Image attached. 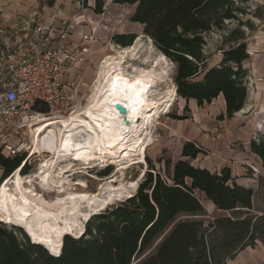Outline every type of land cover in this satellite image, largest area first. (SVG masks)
<instances>
[{"label":"trees","instance_id":"trees-1","mask_svg":"<svg viewBox=\"0 0 264 264\" xmlns=\"http://www.w3.org/2000/svg\"><path fill=\"white\" fill-rule=\"evenodd\" d=\"M83 1L85 6L87 0ZM244 1L114 3L135 6L130 21L141 25L143 34L175 64L177 97L202 107L222 96L225 113L219 119L223 120L241 111L246 102L245 39L224 50L219 65L208 67L205 35L237 20L243 13L237 5ZM102 8V0H95L93 12L99 15ZM134 39V35L113 37L121 47L130 46ZM249 149L264 170V137L251 139ZM205 154L194 143H185L180 160L173 165L165 162L164 177L147 161L149 169L135 193L91 217L80 237L65 235L57 257L32 243L20 228L8 230L0 222V264H226L257 242L264 245V215L251 212L253 191L238 186L227 168L211 173L190 163ZM23 159L0 154V184L19 168L26 173ZM201 197L223 215L208 219Z\"/></svg>","mask_w":264,"mask_h":264},{"label":"bare ground","instance_id":"bare-ground-1","mask_svg":"<svg viewBox=\"0 0 264 264\" xmlns=\"http://www.w3.org/2000/svg\"><path fill=\"white\" fill-rule=\"evenodd\" d=\"M139 44L137 39L104 59L82 113L63 119L39 117L35 121L30 155L47 152L51 158L42 162L34 178H22L19 168L0 184V222L21 228L33 243L47 247L56 257L65 235L80 237L84 220L113 200L131 197L128 189L137 188V183L131 182L130 187L112 189L105 197L67 192L45 201L34 185L39 181L46 188L63 190V184L68 182L65 176L76 173L74 163L89 169L104 162L122 160L126 164L133 157L143 156L149 128L163 104L168 106L170 100L164 102V97L155 91L165 81L166 57L159 53L155 63L150 62L146 69L138 67L133 63L138 60ZM144 63L148 65L149 61ZM173 94L177 96L175 85ZM114 103L122 104L126 115H120ZM261 124L257 126L260 130ZM81 205L84 210H79Z\"/></svg>","mask_w":264,"mask_h":264},{"label":"rangeland","instance_id":"rangeland-1","mask_svg":"<svg viewBox=\"0 0 264 264\" xmlns=\"http://www.w3.org/2000/svg\"><path fill=\"white\" fill-rule=\"evenodd\" d=\"M47 2L48 0H46L45 4ZM255 3L256 0H245L244 2L240 3L237 6L242 8L243 13L241 15L238 14L237 20L225 22V26L222 30H213L209 34L205 35V46L203 50L204 55L207 58L208 67L219 65L222 60V52L224 50L235 46L236 43H238L241 39L247 40L251 38V36L255 33L256 21L260 20L263 16L262 10L257 9L255 7ZM86 7L87 3L85 4L84 8L86 9ZM121 13H123L125 16L126 14H129L126 11ZM130 18L131 16L124 17V19L122 21L120 20V22H95L98 28L97 41L93 47V63L86 80L87 99L84 108L79 113L83 112L89 102L93 85L101 63L108 55H111L112 51H119L115 48H111L110 46L115 43L113 40L114 36L125 35L129 37L134 35L135 39L131 45H133L137 39L140 40L138 60L134 63L132 62L134 65L146 69L147 66L151 65L152 62L155 63V61L158 60V54L160 52L154 46L153 42L143 34V27L137 23L131 22ZM127 47L121 48L123 49ZM166 59L165 71H167H164L165 76L163 78V80L165 81H163V83H159L155 91L161 94L162 97H164V102L170 100V103L168 106L163 104L155 123L152 125V127L149 128L148 141L146 142L143 156H136L135 158L133 157V160L127 162L126 164H123L124 161L122 160H120V162L113 161L109 164L104 162V165L100 164L99 166L89 169L83 165L80 166V164L74 163V169H77L76 173L73 175L67 174L65 176L67 177L68 182H65L63 184V190H58L57 188H46L45 186L40 184L39 181H36L34 189L35 192L38 193V196L42 195L41 197L45 199V201H51L56 199L57 197H62L67 192L88 193L91 195L105 197L112 189L119 188L121 186L130 187L131 182L137 183L138 186L143 177V174L149 169L147 161L151 162L152 166L154 167L155 173H160L161 176L164 177L165 162L169 161L173 165L176 161L180 160L181 148L185 143H188L186 142L185 137L187 133V120L189 119L191 108L195 110V105H192V103L189 101L185 102L183 99L173 94L176 66L168 58ZM144 61H149V64L146 65ZM129 63L132 64L131 62ZM255 93H260V91H256ZM248 96L246 98L245 104H253V101H249ZM255 98L257 99L256 96ZM204 108L206 109V111L204 110ZM220 108V103L216 98L210 104H204L202 111L198 109V112L202 113L200 115L202 121L199 122L206 128L204 129V134H210L211 136V132L214 129L219 130L216 128V126L218 125V122L221 121L219 119ZM254 112L255 111L253 108H247L245 109V113L242 114V117H244L245 120H252L254 122L253 127L252 125H250V127L253 129L252 132L257 133L258 137H264V109L262 113L259 112V114L257 115L258 118H256V120H253V118L256 117L254 116ZM259 123H263L261 124L262 130L257 128V125ZM253 134L251 136V139L253 137ZM31 140L32 135L30 137L29 148L27 149L24 157H27L25 166L28 168V170L26 171V173H20L22 178L24 179H33L42 162L44 160H48L49 157L51 158V156L47 152H40L41 154L38 153L31 156ZM226 144V148H224L222 144L220 149H218V144L215 143L214 149H212V151H208L209 154L198 156V159H201V162L199 163L200 166H207L213 173H220V171L226 164L221 159L222 154L225 152L227 153V151L229 152L230 149H233V147H237L239 144V149H241L243 157H246L244 160L245 162H247L246 168H248V172L246 174L250 176L251 173H254L248 167L254 166L258 171L254 174H257L260 179H263L260 177L262 174H264L263 170H261L257 166L254 157L243 150V143H233L231 145H228V142H226ZM190 163L192 164L193 162L190 160ZM2 175L3 171L0 168V178L2 177ZM78 182H81L82 186L75 185ZM262 186L264 187V184ZM128 190L129 192H131V195H133L136 191V186ZM263 192L264 188L262 190V193L256 190L254 196L252 197V213L257 216H259L257 212L260 211L264 214V195H262ZM126 199L118 201L113 200L109 205L105 206L96 214H99L106 208L114 206ZM201 201L203 207L205 208L208 219L223 215V213H217L216 211H214L213 207L210 206L203 197H201ZM84 209L85 208H83L82 205L79 207V210ZM94 215H92L91 217H93ZM6 228L8 230L13 229V227L9 225L6 226ZM15 231L18 234V238H21L19 231ZM21 231L26 235V233L22 229ZM226 264H264V245L263 247H261L260 242H257L256 246L253 249L246 248L245 250L240 252L233 260L226 261Z\"/></svg>","mask_w":264,"mask_h":264},{"label":"built area","instance_id":"built-area-1","mask_svg":"<svg viewBox=\"0 0 264 264\" xmlns=\"http://www.w3.org/2000/svg\"><path fill=\"white\" fill-rule=\"evenodd\" d=\"M74 3L80 16L52 23L39 20L31 31L18 34L0 56V154L6 158L25 157L39 117L63 119L84 108L98 28L82 16L84 1ZM255 5L263 16L256 21L257 39L244 41L247 60L242 66L264 53V0ZM110 46L122 49L115 43ZM244 82L247 95L264 93V74L247 73ZM257 138L254 133L252 139Z\"/></svg>","mask_w":264,"mask_h":264},{"label":"crops","instance_id":"crops-1","mask_svg":"<svg viewBox=\"0 0 264 264\" xmlns=\"http://www.w3.org/2000/svg\"><path fill=\"white\" fill-rule=\"evenodd\" d=\"M94 1L95 0H87V7L82 13V16L88 18L94 23L120 22V20L122 21L124 17L132 16L135 9V6L131 5H117L114 3V0H102V13L97 15L93 12ZM45 2L46 0H0V56L3 52H5V49L9 46L13 39L15 37H18V34L22 35L31 31L35 23L39 20L52 23L55 20L63 18L75 19L77 16L81 15V13L78 12L76 10V7L74 6V0H48L46 4ZM124 11L128 12L129 14H126L125 16L123 13H121ZM18 28H23V30H18ZM256 35L257 34L254 33L251 36V39L255 37L256 40L258 37ZM244 68L250 76L263 75L264 53L253 60H248L244 64ZM255 96L257 97V99L255 98ZM248 97L249 101H253V104H245L243 109L234 114L230 119H226L224 117V119L219 121L218 125L216 126V128L219 130L214 129L211 132V136L210 134H204V129L206 128L199 122L202 121L200 117L202 113H199L198 109L202 111L203 106L198 107L194 100H189L192 105H195V110L191 108L189 119L187 120V133L185 135L186 142L194 143L196 146L202 148L206 154H209L208 151H212V149H214L215 143L218 144V149H220L222 144L223 147L226 148V142H228V145H231L233 143H243V150L254 157L257 166L261 170H263L259 159L255 155H253L249 149V142L251 140L252 134L254 133L252 132L253 129L250 127V125H252L253 127L254 122L249 119L245 120V118L242 117V114L245 113V109L247 108H253L254 111H259L262 113L264 109V93L260 92L254 95L251 94ZM217 100L219 101L221 106L219 114L224 116L225 104L223 97L218 96ZM204 110L206 111L205 108ZM256 118L258 117L256 116L255 118H253V120H256ZM245 158L246 157H243V153H241V149H239V144L237 147H233V149H230L229 152L227 151V153H223L221 157L222 161L226 163L224 165V168L230 170L234 182L238 186L252 190L254 196L256 190L262 193V190L264 188L262 186L264 184V174L260 176L263 179H260L258 175L254 173H251L250 176H248L246 174L248 172V168H246L247 162L244 161ZM192 162L193 166L199 167L201 169H206L209 172L213 173L207 166H200V158L192 160ZM262 195H264V192ZM206 202L210 206H212L214 211H216L217 213H223L216 210L211 202ZM257 214H259V216L264 215L261 211L257 212ZM260 246L263 247V244L260 243Z\"/></svg>","mask_w":264,"mask_h":264},{"label":"water","instance_id":"water-1","mask_svg":"<svg viewBox=\"0 0 264 264\" xmlns=\"http://www.w3.org/2000/svg\"><path fill=\"white\" fill-rule=\"evenodd\" d=\"M113 106H114V108L117 110V112L120 114V115H126V108L122 105V104H120V103H114V104H112ZM89 219H86V220H84L83 222H84V225L87 223V221H88ZM44 248L48 251V249H47V247H45L44 246ZM50 253V252H49ZM52 256H54V257H56V255L55 254H52V253H50Z\"/></svg>","mask_w":264,"mask_h":264},{"label":"clouds","instance_id":"clouds-1","mask_svg":"<svg viewBox=\"0 0 264 264\" xmlns=\"http://www.w3.org/2000/svg\"><path fill=\"white\" fill-rule=\"evenodd\" d=\"M30 239V238H29Z\"/></svg>","mask_w":264,"mask_h":264}]
</instances>
